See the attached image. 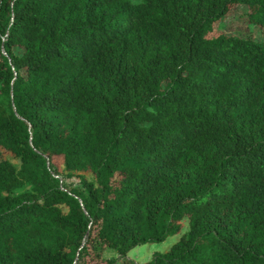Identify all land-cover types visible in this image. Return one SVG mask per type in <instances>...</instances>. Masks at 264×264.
<instances>
[{"label":"trees","instance_id":"trees-1","mask_svg":"<svg viewBox=\"0 0 264 264\" xmlns=\"http://www.w3.org/2000/svg\"><path fill=\"white\" fill-rule=\"evenodd\" d=\"M236 4L264 36V0H0V264H138L183 218L139 264H264V40L210 30Z\"/></svg>","mask_w":264,"mask_h":264},{"label":"rangeland","instance_id":"rangeland-1","mask_svg":"<svg viewBox=\"0 0 264 264\" xmlns=\"http://www.w3.org/2000/svg\"><path fill=\"white\" fill-rule=\"evenodd\" d=\"M249 9L246 5L236 4L232 6L219 20H217L211 27L210 30H214L217 33H222L225 35H233L242 38H249L254 41L264 40V36L260 27L251 23L248 20ZM206 38L210 35L206 34ZM13 52L16 54H21L22 48L20 46H14ZM0 158L8 161L15 169L18 168L19 161L16 156L0 148ZM49 162L54 166L55 170L59 173L61 185L67 187H78L79 182L77 179L78 175H83L87 179H91V175L87 171H67L63 168V162L61 155H52ZM62 211L65 208L61 206ZM187 231V219L183 218L180 221L179 231L164 239L162 242L158 243H145L138 245L130 249L126 256L128 259L135 263H146L150 258L151 254L154 252H164L168 249L171 243L176 241L180 235ZM101 256L103 258H117V252L115 249L105 247L102 251ZM86 264H102L101 261L88 260Z\"/></svg>","mask_w":264,"mask_h":264}]
</instances>
